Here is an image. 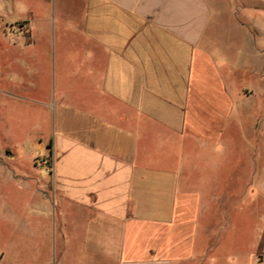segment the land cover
Returning a JSON list of instances; mask_svg holds the SVG:
<instances>
[{
  "label": "crops",
  "instance_id": "0c3cea01",
  "mask_svg": "<svg viewBox=\"0 0 264 264\" xmlns=\"http://www.w3.org/2000/svg\"><path fill=\"white\" fill-rule=\"evenodd\" d=\"M221 9L240 14L223 0H0V32L17 21L29 29L26 40L10 44L12 60L22 62L40 38L54 53L51 78L25 80L28 97L54 99L45 108L59 130L50 178H25L46 190L58 221L52 264L214 263L226 192L231 209L247 200L257 222L247 234L261 248L248 264H264V85L253 79L232 93L217 37L224 27L213 21ZM234 17L248 42L241 70L255 63L256 46ZM251 99L259 106L245 125ZM67 121L71 130L62 127ZM231 129L247 132L248 141L226 139ZM18 161L17 153L0 155V165ZM37 204L24 219L26 242L34 214L47 245L50 210ZM32 255L25 264H50L47 253Z\"/></svg>",
  "mask_w": 264,
  "mask_h": 264
},
{
  "label": "rangeland",
  "instance_id": "374dc122",
  "mask_svg": "<svg viewBox=\"0 0 264 264\" xmlns=\"http://www.w3.org/2000/svg\"><path fill=\"white\" fill-rule=\"evenodd\" d=\"M223 1L228 5L229 10L235 9L240 12L238 14L234 10V13H232V11L221 9L222 15L213 18L214 22L224 27L217 35L220 44L224 43L225 59H227V63L221 66V69L228 79H234L231 87L232 93L235 94V91L242 85L246 86L241 89L242 92L249 88L248 85L253 86V79L257 80L258 85L260 83L264 85V0ZM229 3L233 5L232 8H230ZM37 11L38 15H41L39 8ZM21 12L23 14L25 11ZM234 16H237L236 19L250 34L251 44L256 46L257 58L255 63L244 65L241 70L236 63L238 58L241 59L240 54H242V58L244 57V53H246L245 44L248 42L244 37L241 41L240 32L237 30L238 23ZM28 30L25 21H17L3 23L0 32V155L6 153H17L19 155L18 162H5L3 163L4 166L0 165V255L1 253L5 254L1 264H25L27 252H33L32 256H35L36 252L41 251L47 253L50 264H52V260L54 262L58 260L60 249L59 225L53 209L51 211V200L44 198L41 193L46 190L42 189L41 186L37 187L35 182L27 185L25 179L30 177V173L35 174L36 177L38 176V179L40 177L50 178V174L47 172V170L50 171V162L48 161L51 154L50 143L56 138L59 131L54 110L45 108V102L51 101L52 103L54 99L28 97L29 91L25 89L26 78L37 80L40 78L48 79L53 76L54 53L52 49L47 50L46 40L40 38L34 48L28 49L27 54L24 53V56L21 57L22 62H15L11 57L10 44L20 38L26 40ZM253 38L255 39L254 43ZM49 52H51L50 57L48 56ZM15 77L17 80L14 79ZM15 93L23 98H14L12 94ZM258 106L259 102L255 99L245 103V106H243L245 110H242L241 116L245 125H250L251 119L257 113ZM250 112L252 118L249 117ZM62 124L63 129H72V122L67 121ZM245 134L241 130L238 135L236 131L233 132L231 129L227 131L226 139L233 136L234 141H248L244 136ZM260 136L261 133L258 131L257 137ZM47 166L49 169H47ZM3 173H5V176L7 174L10 177L11 183L8 182L6 185L8 178L4 179ZM244 181V169L241 168V188ZM37 189L39 192H37ZM229 194L225 193L221 210L224 217L222 218L219 215L218 219L219 241L212 252L213 254L218 253V255L214 258V263H212L213 260H210L209 264H248L250 253L261 252L259 245L254 246L247 234L249 227L253 229L257 225L254 214L251 217L250 211L246 209L247 200L241 201V209H231L232 200L228 196L232 195ZM5 202L6 205H4ZM36 203H39L37 206L43 204L42 206L45 207L48 203L50 210V215L47 217L49 227L47 245L45 242L42 243L38 237L40 227L36 222L38 216L34 214L33 233L31 239L26 242L27 231L24 219L32 214L30 204ZM13 205H16L17 209V222L15 223L13 222L14 211L11 208ZM39 216H41V212H39ZM44 218L45 216L42 217L43 221ZM251 237H253L252 230ZM36 264H40V259ZM189 264H202V261L198 258Z\"/></svg>",
  "mask_w": 264,
  "mask_h": 264
}]
</instances>
